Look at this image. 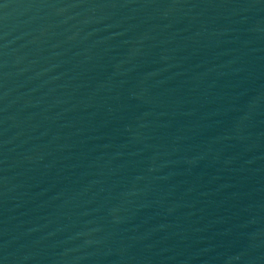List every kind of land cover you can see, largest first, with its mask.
<instances>
[{
    "label": "water",
    "instance_id": "obj_1",
    "mask_svg": "<svg viewBox=\"0 0 264 264\" xmlns=\"http://www.w3.org/2000/svg\"><path fill=\"white\" fill-rule=\"evenodd\" d=\"M0 264H264V0H0Z\"/></svg>",
    "mask_w": 264,
    "mask_h": 264
}]
</instances>
